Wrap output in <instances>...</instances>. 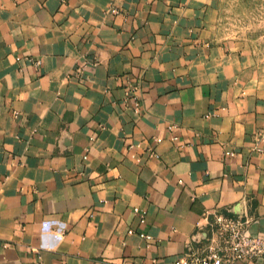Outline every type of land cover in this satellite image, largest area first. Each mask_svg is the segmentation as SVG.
I'll return each instance as SVG.
<instances>
[{
  "label": "crops",
  "instance_id": "crops-1",
  "mask_svg": "<svg viewBox=\"0 0 264 264\" xmlns=\"http://www.w3.org/2000/svg\"><path fill=\"white\" fill-rule=\"evenodd\" d=\"M226 1L0 0V264H173L220 211L264 235V68Z\"/></svg>",
  "mask_w": 264,
  "mask_h": 264
},
{
  "label": "built area",
  "instance_id": "built-area-1",
  "mask_svg": "<svg viewBox=\"0 0 264 264\" xmlns=\"http://www.w3.org/2000/svg\"><path fill=\"white\" fill-rule=\"evenodd\" d=\"M110 11L116 12L113 6ZM137 86L128 84L125 98L133 99L134 109L137 111L139 101L136 92ZM131 95V96H130ZM156 143L160 138H155ZM151 156L157 157V153L151 149ZM138 222L143 225L146 221V211L133 207ZM251 218L248 215H228L224 212H216L212 221L208 223V229L198 239V245L189 247L188 251L177 257L173 264H233L235 261L255 262L264 256V235H254L247 232ZM133 231L128 230L131 234ZM139 237L149 239L144 232L138 233Z\"/></svg>",
  "mask_w": 264,
  "mask_h": 264
},
{
  "label": "rangeland",
  "instance_id": "rangeland-1",
  "mask_svg": "<svg viewBox=\"0 0 264 264\" xmlns=\"http://www.w3.org/2000/svg\"><path fill=\"white\" fill-rule=\"evenodd\" d=\"M220 34L264 68V0H228L221 8Z\"/></svg>",
  "mask_w": 264,
  "mask_h": 264
}]
</instances>
